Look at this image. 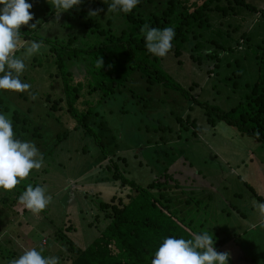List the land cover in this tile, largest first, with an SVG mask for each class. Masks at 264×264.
I'll use <instances>...</instances> for the list:
<instances>
[{
	"label": "rangeland",
	"instance_id": "rangeland-1",
	"mask_svg": "<svg viewBox=\"0 0 264 264\" xmlns=\"http://www.w3.org/2000/svg\"><path fill=\"white\" fill-rule=\"evenodd\" d=\"M26 2L32 4L33 19L29 25L37 22L34 28L37 36L59 41L77 36L74 46L81 48L99 41L90 34L89 27L74 23L75 18L67 21L68 11L61 13L57 23L52 0ZM244 2L257 12L238 8L235 16L222 18L212 14L207 24L188 28L179 56L170 52L160 58L158 67L169 77L172 88L161 84L148 88L147 82L135 73L115 98H106L97 106L93 100L99 92L91 96L82 92L80 101L94 106L95 116L89 119L88 133L76 127L75 120L68 115L57 121L58 114H65L63 110L60 113L46 110L47 95L57 98L65 94L52 59L45 57L46 49L25 58L21 80L31 88L25 92L0 90V99L40 132L39 139L28 141L38 143L40 153L51 150L46 153L43 166L32 171L30 178L46 187L52 199L40 216L27 210L24 219L8 215L9 218L1 220L4 230L0 239L8 249L20 256L30 247L29 237L38 241L40 229L57 230L67 223L71 225L67 233L70 240L81 249L86 248L105 227L96 208L100 201L107 202L117 192L119 183L111 180L114 173L138 186H146L169 168L172 173L180 170L182 178L186 172L191 178L195 175L198 181V174L204 176L201 182H212L222 200L219 203L217 194H211L208 183L200 185L201 191L180 184L181 188L174 187V200L180 199L179 194L185 188L195 190L186 198L202 199V211L195 202L189 207L174 203L180 217L186 214L192 217L194 211L197 224L203 223L202 229L212 232L215 242L224 240L221 251L230 247L229 259L233 264H239L237 246L247 245L248 251L243 250L246 259L264 262V230H243L240 234L241 223L250 215L242 207L247 200L252 205L256 194L264 195V143L240 134L220 119L221 112L243 101L257 80L256 46L264 41V18L260 13L264 11V0ZM48 11L54 13L44 21ZM108 15H102V22ZM243 33L246 38H242ZM18 56L23 58V51ZM0 114L8 118L1 105ZM117 157L124 159L117 161L118 168L109 165V160L115 162ZM235 168L240 171L247 168L249 175L240 178ZM232 169L236 175L231 174ZM223 202L228 210H221ZM32 230L36 235H32ZM62 248L64 255H60L59 261L65 264L67 251ZM6 262L3 258L2 263Z\"/></svg>",
	"mask_w": 264,
	"mask_h": 264
},
{
	"label": "trees",
	"instance_id": "trees-1",
	"mask_svg": "<svg viewBox=\"0 0 264 264\" xmlns=\"http://www.w3.org/2000/svg\"><path fill=\"white\" fill-rule=\"evenodd\" d=\"M110 2L111 0H83L78 7L68 10L67 21L75 18L74 23L77 21L80 26L89 27L90 34L96 35L99 40L83 48L74 46L77 36L61 41L46 39L37 36L33 28L24 25L20 27L23 41L43 43L41 49H46L45 57L52 59L55 74L62 79L64 96L60 94L57 98H51L47 95L46 110L50 113H60L63 110L65 114H58L57 121L68 115L75 120L76 127H80L86 133L89 129V119L95 114L92 110L94 106L89 107V104H84L85 101H80L82 92H85L86 96L99 92L98 97L93 100L97 106L106 98H115V95L126 87L135 73L147 82L148 88L155 84L172 88L169 86V77L158 67L160 57L152 55L145 47L144 36L140 32L142 25L148 24L150 27L159 29L173 27L175 36L170 52L179 56L182 44L187 39L188 28L193 25L207 24L210 15L214 14L222 18L235 16L238 8L257 12L244 0H160L157 3L155 0H142L128 14L107 11ZM96 9H102V11L97 16L89 17L88 12ZM54 12L48 11L47 15L43 16L44 21ZM260 13L264 18V11ZM103 14H109L105 22H102ZM242 38H246V33L242 34ZM256 49L259 51L257 80L252 90L244 95L239 105L227 112H221L220 119L240 134L255 137L257 141L264 143V41L257 45ZM21 51L24 50L21 49ZM99 57L104 62L101 69L97 67ZM59 86L62 90L61 85ZM0 105L4 107L8 118L12 121L15 139L35 142V139L41 137L40 132L28 119H21L20 113L11 111L8 106H5L7 103H2V99H0ZM206 114L208 115V112ZM191 125L194 128L195 121H192ZM256 133L259 135L257 136ZM35 146L40 148L38 143ZM46 153L50 154L51 150L41 153L43 161L47 156ZM117 161L122 162L124 159L117 157L116 163L112 160L108 163L118 168ZM188 173L186 172L182 178L180 176L183 173L180 170L172 173L167 168L160 177L146 186H138L120 174L114 173L111 180L119 183L118 189L107 202L98 203L96 209L101 213L100 218L105 227L92 244L83 249L75 245L67 236L71 228V225L67 223L57 230L53 227L48 230L40 229L37 233V242L32 241V238L28 236L30 240L28 248L42 250V255L45 257H48V254L53 256L52 253H55L54 256L60 258L64 255L62 247H65L67 251L65 259L68 260L65 264H151L156 250L165 238L173 236L190 239L192 233L204 230L203 223L197 224L196 218L188 214L186 217H180L178 210L173 206L174 187L179 189L181 186H188L201 191L200 185L206 182H201L202 175L198 174L200 178L198 181L195 175L191 178ZM31 175L29 174L11 192L0 189V235L4 230L1 221L3 218H9V215L24 219L28 214L27 209L18 203V197L26 190L27 185L31 184L33 187L42 185L37 184V180H32ZM207 183L212 185V182L208 180ZM180 184L183 185L180 186ZM190 188L182 191H186L191 196L195 190ZM195 199L189 198L187 205L195 202L197 208H201L202 199ZM48 205L50 206V203ZM98 218L96 217V220ZM10 225H12L11 222ZM196 225L201 228L199 229ZM31 233L36 235L33 230ZM3 242L4 240L0 239V264H3V258L7 259L5 264H9L19 256L17 251L8 249ZM221 245L222 240H219L215 242L214 248L220 252ZM55 248L57 249L54 250ZM228 264L233 263L228 260Z\"/></svg>",
	"mask_w": 264,
	"mask_h": 264
},
{
	"label": "clouds",
	"instance_id": "clouds-1",
	"mask_svg": "<svg viewBox=\"0 0 264 264\" xmlns=\"http://www.w3.org/2000/svg\"><path fill=\"white\" fill-rule=\"evenodd\" d=\"M81 3L82 0H52L56 22L60 20L61 13ZM139 3L140 0H111L107 11L128 14ZM31 8L32 4L26 0H0V73L3 74L0 75V90L25 92L31 88L30 84L21 80L26 68L24 60L38 54L43 47L42 42L32 41L28 44L21 37V25L33 29L37 26V22L29 25L33 19ZM100 11L102 9L90 10L88 16H97ZM140 32L147 51L152 55L163 58L172 49L175 36L173 27L159 29L144 24ZM21 49L24 50L23 58L17 55ZM103 66V59L99 57L97 67L101 69ZM35 98L33 95L32 99ZM42 166L43 155L35 144L15 139L12 121L5 114H0V189L11 192L29 176L31 170H39ZM51 199L46 187L29 184L18 197V203L33 215H39ZM257 208L264 214V203H257ZM214 244V235L209 230L192 233L190 239L169 236L159 245L151 264H228L229 253L218 252ZM9 264H60V261L59 257H45L42 250L31 248Z\"/></svg>",
	"mask_w": 264,
	"mask_h": 264
},
{
	"label": "crops",
	"instance_id": "crops-1",
	"mask_svg": "<svg viewBox=\"0 0 264 264\" xmlns=\"http://www.w3.org/2000/svg\"><path fill=\"white\" fill-rule=\"evenodd\" d=\"M226 166H227V169H228L229 168V165L226 164ZM235 170H236V168H235ZM236 171H238L240 173V175H239L240 178H245L246 176L249 175V172H248V169L247 168H245V171H240V170H236ZM230 172H231V174L236 175V173L233 171V169ZM201 178L203 179V176H201ZM203 185H207V182H204ZM208 185H209V183H208ZM209 188H210L211 194H217V189L216 188H213L212 185H209ZM247 188H249V187H247ZM177 193L179 194V192H177ZM187 195L188 194H186L185 192L180 193L179 194L180 199L177 198L175 200V202H174L176 204V206H178V204L181 206V204L183 203V204H185V206L189 207L190 205L189 204L187 205V203H189V199L186 198V197H188ZM260 195L261 196H259V195L256 194L255 198L251 200L252 205L249 204L248 203V200H247L246 204L242 207L244 210L250 211V215L247 216V217H249L248 219L244 220L241 223L240 234H242L243 230L245 232H247V230L249 231V230H255V229H257V230L263 229L264 230V226H262V225H264V214H262L259 211V209L257 208V203H264V195L263 194H260ZM180 200H181V203H180ZM217 200L219 201V203L222 202V200L219 199L218 194H217ZM176 206H174L175 209H176ZM220 207H221V210H223V211L225 209L228 210V208L224 204V202L222 204H220ZM229 208L231 210H235L234 209L235 207H232V205L231 206L229 205ZM199 211H202V208H199ZM192 213H193L192 217H194V211ZM231 234L233 235L232 232H231ZM233 238H235V237H233ZM223 246H224V240H222V245L220 246V249H219L220 252H222L221 251V247H223ZM247 247H249V245H247ZM247 247L246 246L244 247V248H246V251H248V248ZM244 248H241L240 246H237V253L236 254H237L238 260H239V262H241V264H248L252 260L246 259L247 258L246 257L247 253L246 252H243ZM225 251H227L228 253H230V247L226 246ZM250 264H264V262L260 261L259 263H256V261H252V263H250Z\"/></svg>",
	"mask_w": 264,
	"mask_h": 264
}]
</instances>
